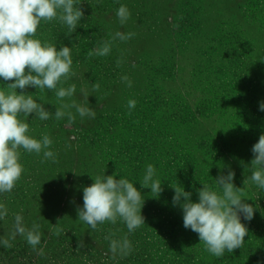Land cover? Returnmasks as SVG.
<instances>
[{
	"label": "rangeland",
	"instance_id": "rangeland-1",
	"mask_svg": "<svg viewBox=\"0 0 264 264\" xmlns=\"http://www.w3.org/2000/svg\"><path fill=\"white\" fill-rule=\"evenodd\" d=\"M76 4L84 17L75 32L68 35L59 20L41 21L34 37L57 50L71 48L75 75L62 86L75 84L74 96L60 101L54 90L17 89L52 113L48 120L33 113L25 122L33 138L49 135L56 159L19 149L21 178L11 192L0 193V204L7 209L0 239L12 244L0 245V264H264V189L249 179L251 149L264 134L259 107L264 102V0ZM121 5L131 14L124 25L116 16ZM116 32L135 35L113 41L107 56L87 57ZM12 82L0 78V90ZM95 82L98 91L92 90ZM71 100L86 103L95 118H81L73 108L71 124L67 117L55 119L56 108ZM129 100L137 102L131 114ZM149 164L162 183L158 196L140 184ZM229 170L255 212L250 221L241 215L248 230L242 247L217 258L197 233L183 226V210L173 204L170 185L190 192L195 203L203 184L220 192L215 179ZM113 174L128 179L143 196L145 225L133 232L120 219L99 224L97 230L78 219L83 189L96 177ZM17 214L29 229L40 225L42 238L35 250L22 236L10 239ZM105 236H127L131 252L114 256ZM41 248L44 254L38 255Z\"/></svg>",
	"mask_w": 264,
	"mask_h": 264
},
{
	"label": "clouds",
	"instance_id": "clouds-1",
	"mask_svg": "<svg viewBox=\"0 0 264 264\" xmlns=\"http://www.w3.org/2000/svg\"><path fill=\"white\" fill-rule=\"evenodd\" d=\"M130 11L121 5L116 11L120 24L124 25L130 18ZM84 17V11L76 0H0V78L4 81H14L7 84V90H0V193L11 192L24 171L19 162V149L28 153H43L44 160L55 162L56 154L50 150L53 141L44 134L42 139L30 136L29 124L25 120L30 114H35L40 120H48L50 113L43 104L26 95L19 94L17 89L24 90L34 87L40 90H54L58 100L71 99L76 93V85L63 87L71 76L73 60L71 48L62 46L59 50L55 45L34 38L41 21L59 20L67 26L68 35L75 32L78 22ZM135 34L116 32L112 39L102 42L100 47L89 50L87 57H103L111 52L112 42L119 39L126 41ZM120 61H117L119 66ZM128 87L132 82L127 76L121 77ZM58 85H61L58 87ZM98 82L92 84V90L98 91ZM88 102V95L81 89ZM86 103H61L54 113L55 119L67 117L69 124L75 116L71 109L81 117L95 118V111ZM135 100L128 101L129 114L135 108ZM260 110L264 111V102ZM254 158L251 160L250 180L259 188L264 189V134L251 149ZM113 175L96 177L94 183L83 189V207L77 209L78 219L86 223L90 229L97 230L99 224L110 222L116 224L122 220L129 232L145 225L141 209L144 204L141 192L126 178L116 179ZM155 168L149 164L146 167L142 182L143 188H150L157 196L163 191L161 181L154 179ZM234 171L227 175H219L215 182L221 189L213 190L208 184L198 190V202H192L191 193L183 187L170 185L174 189L173 204L180 205L183 210V226L197 233L205 249L217 258L223 257L225 251L232 253L241 248L248 234L246 226L241 222V215L250 221L255 209L242 198L243 188H237L234 183ZM247 180L244 181V184ZM183 198V200H182ZM7 215V209L0 204V220ZM13 232L10 239L17 235L24 237L26 242L36 249L41 243L40 225L33 223L31 228L23 224V217L15 215ZM62 229L56 227V235ZM109 249L115 256L117 253L127 255L131 252V243L125 236L122 240L111 239ZM0 245L12 247L9 239H0ZM41 248L38 255H43Z\"/></svg>",
	"mask_w": 264,
	"mask_h": 264
}]
</instances>
